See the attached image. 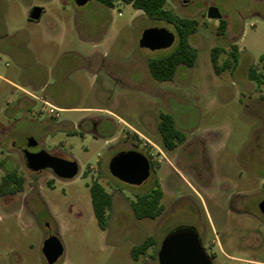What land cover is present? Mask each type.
<instances>
[{
  "label": "rangeland",
  "instance_id": "obj_1",
  "mask_svg": "<svg viewBox=\"0 0 264 264\" xmlns=\"http://www.w3.org/2000/svg\"><path fill=\"white\" fill-rule=\"evenodd\" d=\"M35 7L43 10L38 21L30 19ZM210 7L227 20L225 34L219 20L207 18ZM165 8L198 21L190 37L198 59L159 82L148 63L176 48L177 33L131 4L0 0V181L8 172L25 179L22 193L0 200V264H47L42 248L51 235L64 248L56 264H159L162 241L180 226L198 230L215 264H264V84L249 78L252 67L264 76V0H166ZM82 17L89 20L88 45L85 29L76 27ZM154 27L174 33V44L141 48L143 32ZM233 45L240 51L236 70L217 75L212 48L227 51L223 63ZM21 88L33 102L16 106ZM30 94L70 109L55 118ZM161 113L186 135L172 151L162 144ZM28 138L38 142L31 152L76 161L77 176L30 170ZM122 151L150 161L142 185L110 174ZM95 181L112 197L106 230L92 206ZM157 185L163 214L137 219L131 202ZM150 237L154 246L135 261L132 248Z\"/></svg>",
  "mask_w": 264,
  "mask_h": 264
},
{
  "label": "trees",
  "instance_id": "obj_2",
  "mask_svg": "<svg viewBox=\"0 0 264 264\" xmlns=\"http://www.w3.org/2000/svg\"><path fill=\"white\" fill-rule=\"evenodd\" d=\"M105 7H114L116 0H97ZM131 4L136 10L142 11L149 19L164 22L172 26L178 36L176 48L168 55L151 59L148 63L152 78L159 82L172 81L180 66L192 68L198 59V50L190 43V37L197 32L198 21L192 18L179 16L173 10L164 8L166 0H119ZM228 22L224 18L219 20L218 29L221 34L227 31ZM227 51L216 46L211 50V62L217 75L225 72H233L239 64L240 51L237 45H233L228 53V57L223 63L219 59ZM260 61H264V55ZM249 78L258 84H264V76L259 74L255 67L250 69ZM158 130L161 134L163 147L169 151L174 150L179 144L186 140V135L177 128L172 115L161 113ZM25 179L16 172L6 173L0 181V200L4 197L15 196L24 191ZM92 206L99 227L107 229L109 217L108 211L112 207V197L105 188L97 181L90 185ZM163 191L157 185L150 192L138 195L136 200L131 202L135 217L139 220H155L161 216L165 210L162 204ZM155 240L150 237L143 243L135 246L131 250V256L135 261L154 246Z\"/></svg>",
  "mask_w": 264,
  "mask_h": 264
},
{
  "label": "water",
  "instance_id": "obj_3",
  "mask_svg": "<svg viewBox=\"0 0 264 264\" xmlns=\"http://www.w3.org/2000/svg\"><path fill=\"white\" fill-rule=\"evenodd\" d=\"M76 5L83 6L90 0H74ZM43 10L35 7L30 15L33 21L40 20ZM209 20H221L222 15L216 7L207 10ZM176 36L166 28L146 29L139 41L141 48L160 50L171 47ZM27 148L23 150L27 167L33 172L51 170L62 180L74 179L79 171L76 161L66 160L48 153L46 150L31 152L38 142L28 138ZM110 174L117 180L132 186H140L151 175V164L146 156L137 151H122L109 163ZM264 215V201L259 205ZM42 254L47 264H56L64 254V248L56 235L49 236L43 243ZM159 264H214L206 251L202 239L195 227L180 226L173 229L164 238L158 251Z\"/></svg>",
  "mask_w": 264,
  "mask_h": 264
},
{
  "label": "crops",
  "instance_id": "obj_4",
  "mask_svg": "<svg viewBox=\"0 0 264 264\" xmlns=\"http://www.w3.org/2000/svg\"><path fill=\"white\" fill-rule=\"evenodd\" d=\"M166 7V4H165V6H164V8ZM166 10H170V9H167V8H165ZM83 19H82V22H76V27L79 29H81V28H83V29H85V36H84V40H83V43L85 44V45H88V35H89V31H88V29H89V20L86 18V17H82ZM86 38V39H85ZM75 54H77L78 56H80V57H82V58H86L87 59V56H88V54L87 55H84L83 53H79V52H75ZM21 92L24 94V96H22L18 101H17V104H16V106H21V105H26V104H28L29 102H31L32 100L31 99H28L29 97H27L28 95H29V93L26 91V90H24L23 88H21ZM30 96H31V94H30ZM33 98V97H32ZM33 102V101H32ZM48 103H50L52 106H54V107H56L57 109H59V110H69L70 108H62V107H59V106H57L56 104H53V103H51V102H49V101H47Z\"/></svg>",
  "mask_w": 264,
  "mask_h": 264
},
{
  "label": "built area",
  "instance_id": "obj_5",
  "mask_svg": "<svg viewBox=\"0 0 264 264\" xmlns=\"http://www.w3.org/2000/svg\"><path fill=\"white\" fill-rule=\"evenodd\" d=\"M33 98H36L35 96L31 95ZM38 99L45 107L48 108V114L55 117L59 118L60 117V112L61 110L57 109L56 107L52 106L50 103H48L46 100H44L42 97L41 98H36Z\"/></svg>",
  "mask_w": 264,
  "mask_h": 264
},
{
  "label": "flooded vegetation",
  "instance_id": "obj_6",
  "mask_svg": "<svg viewBox=\"0 0 264 264\" xmlns=\"http://www.w3.org/2000/svg\"><path fill=\"white\" fill-rule=\"evenodd\" d=\"M37 146H38V145H37ZM37 146H36V147H37ZM40 151H41V150H40ZM262 201H264V199H263ZM262 201H261V202H262ZM261 202H260V203H261ZM260 203H259V205H260ZM259 211H260V208H259ZM260 212H261V211H260ZM261 214H262V212H261ZM262 215H263V214H262ZM263 217H264V215H263ZM197 231H198V230H197ZM198 233H199V232H198ZM199 235H200V233H199ZM200 238L202 239L201 235H200ZM202 242H203V239H202ZM203 244H204V242H203ZM209 255L212 257L213 262H215V261H214V258H215L214 253H211V252H210ZM214 264H215V263H214Z\"/></svg>",
  "mask_w": 264,
  "mask_h": 264
}]
</instances>
